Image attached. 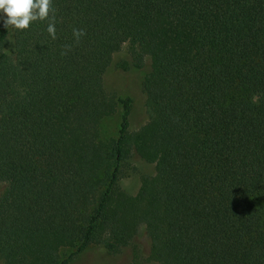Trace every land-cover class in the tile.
<instances>
[{
  "label": "trees",
  "instance_id": "obj_1",
  "mask_svg": "<svg viewBox=\"0 0 264 264\" xmlns=\"http://www.w3.org/2000/svg\"><path fill=\"white\" fill-rule=\"evenodd\" d=\"M52 4L57 39L0 22V263L71 264L143 229L157 264H264V0ZM132 160L152 167L135 196Z\"/></svg>",
  "mask_w": 264,
  "mask_h": 264
},
{
  "label": "rangeland",
  "instance_id": "obj_2",
  "mask_svg": "<svg viewBox=\"0 0 264 264\" xmlns=\"http://www.w3.org/2000/svg\"><path fill=\"white\" fill-rule=\"evenodd\" d=\"M125 58H128L127 46L116 55L115 61L119 62ZM115 74V69H112L108 74V84L111 86L112 83L116 84L114 80ZM136 83V80L133 79L129 84L132 91L135 90L134 96L136 100V105L131 116L132 131L138 130L147 119L141 97L136 93ZM103 123V138L106 140L113 138L117 133L119 116L116 114L108 117ZM146 168H148L149 171L152 170V167H146L136 160H132L130 163H123L120 183L122 189L126 193L132 196L138 194L141 186L140 170H144ZM72 251L73 249L64 248L62 250V255L67 257ZM149 255L150 240L142 229L134 238L130 246L121 248L116 253L110 254L105 252L102 247L92 245L71 264H157L156 262L149 260Z\"/></svg>",
  "mask_w": 264,
  "mask_h": 264
},
{
  "label": "clouds",
  "instance_id": "obj_3",
  "mask_svg": "<svg viewBox=\"0 0 264 264\" xmlns=\"http://www.w3.org/2000/svg\"><path fill=\"white\" fill-rule=\"evenodd\" d=\"M55 12L52 0H0V22L3 27L26 31L32 22L48 20L47 32L52 39H57ZM85 35L86 32L83 29H73V36L77 43ZM65 47L70 50V46Z\"/></svg>",
  "mask_w": 264,
  "mask_h": 264
}]
</instances>
